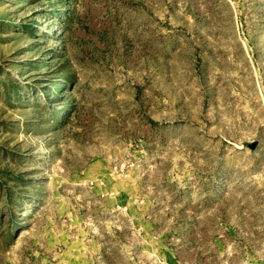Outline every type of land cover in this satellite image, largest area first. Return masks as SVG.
Masks as SVG:
<instances>
[{
	"label": "rangeland",
	"instance_id": "1",
	"mask_svg": "<svg viewBox=\"0 0 264 264\" xmlns=\"http://www.w3.org/2000/svg\"><path fill=\"white\" fill-rule=\"evenodd\" d=\"M0 264H264V0H0Z\"/></svg>",
	"mask_w": 264,
	"mask_h": 264
},
{
	"label": "trees",
	"instance_id": "2",
	"mask_svg": "<svg viewBox=\"0 0 264 264\" xmlns=\"http://www.w3.org/2000/svg\"><path fill=\"white\" fill-rule=\"evenodd\" d=\"M69 5V4H68ZM63 9H65V7H63Z\"/></svg>",
	"mask_w": 264,
	"mask_h": 264
}]
</instances>
